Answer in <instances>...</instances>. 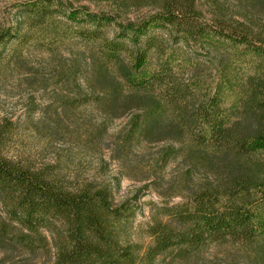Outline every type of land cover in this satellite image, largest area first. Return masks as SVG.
<instances>
[{"label": "trees", "instance_id": "trees-1", "mask_svg": "<svg viewBox=\"0 0 264 264\" xmlns=\"http://www.w3.org/2000/svg\"><path fill=\"white\" fill-rule=\"evenodd\" d=\"M71 1L11 0L19 20L0 28V44L41 38L53 49L81 39L92 50L85 81L101 89L49 106L56 114L98 109L96 123H78L93 143L108 135V119L125 116L113 134L119 163L132 159V170L157 183L180 155L181 197L155 205L143 244L132 238L131 198L114 201L105 179L69 181L52 163L10 156L1 125L0 264H36L50 245L51 264H264V0H203L205 9L199 0H114L154 8L125 19ZM59 14L74 23L63 25ZM154 26L212 53L222 67L211 94L177 78L166 37L149 33ZM248 55L258 58L251 70L238 63ZM226 89L235 94L228 105ZM159 137L169 142L141 153Z\"/></svg>", "mask_w": 264, "mask_h": 264}, {"label": "rangeland", "instance_id": "rangeland-1", "mask_svg": "<svg viewBox=\"0 0 264 264\" xmlns=\"http://www.w3.org/2000/svg\"><path fill=\"white\" fill-rule=\"evenodd\" d=\"M71 2L74 7L85 5L92 11L115 15L116 19L138 18L154 9L149 4L127 6L114 0ZM198 6L206 8L203 0L198 1ZM19 13L18 6L12 5L11 0H0V28L16 25ZM59 16L63 25L74 23L64 14ZM21 29H25L24 24ZM155 32H162L166 37V59H170L177 78L192 85L197 93L207 89L211 94L221 78V64L212 53L184 41L174 42L166 36V29L157 26L149 29V33ZM73 38L58 43L53 49L38 42L41 38L22 43L9 40L0 44V126L4 125L10 135L5 152L31 165L52 163L69 181L93 177L109 181L114 201L128 197L135 202L132 238L145 244L150 238L144 229L152 220L155 205L165 201L176 202L181 197L178 191L186 161L180 155L169 160L159 171V180L154 183L153 176L143 178V174L132 170L135 168L132 159L124 165L116 158L113 134L124 124L125 116L108 119V135L101 142L93 143L91 132H86L78 123H96L101 118L98 109L79 107L75 112L59 114L53 111L49 104L60 101L64 96L83 95L101 89L99 81H85L84 66L90 60L91 48L81 39ZM247 57L249 61L238 63L243 69L251 70L258 58ZM77 61L83 68L70 69L72 62ZM234 98V92L226 89L222 101L228 105ZM57 120L59 124L55 125ZM168 142L159 137L147 143L141 153L154 152ZM194 173L196 177L201 176L199 170ZM114 177H119L118 184ZM176 178L180 182L176 183ZM52 252L50 245L36 264H51Z\"/></svg>", "mask_w": 264, "mask_h": 264}]
</instances>
